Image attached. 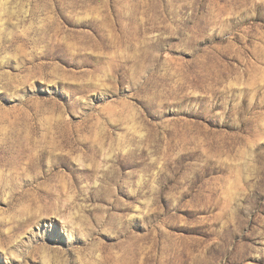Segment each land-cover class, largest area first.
Listing matches in <instances>:
<instances>
[{
    "label": "rangeland",
    "instance_id": "obj_1",
    "mask_svg": "<svg viewBox=\"0 0 264 264\" xmlns=\"http://www.w3.org/2000/svg\"><path fill=\"white\" fill-rule=\"evenodd\" d=\"M0 264H264V0H0Z\"/></svg>",
    "mask_w": 264,
    "mask_h": 264
}]
</instances>
